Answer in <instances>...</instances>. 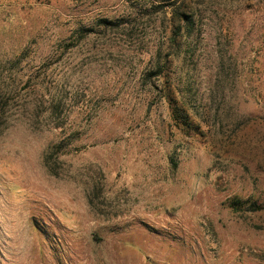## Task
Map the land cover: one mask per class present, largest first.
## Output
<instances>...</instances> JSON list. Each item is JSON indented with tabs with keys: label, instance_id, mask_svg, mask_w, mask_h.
Masks as SVG:
<instances>
[{
	"label": "rangeland",
	"instance_id": "obj_1",
	"mask_svg": "<svg viewBox=\"0 0 264 264\" xmlns=\"http://www.w3.org/2000/svg\"><path fill=\"white\" fill-rule=\"evenodd\" d=\"M0 264H264V0H0Z\"/></svg>",
	"mask_w": 264,
	"mask_h": 264
}]
</instances>
